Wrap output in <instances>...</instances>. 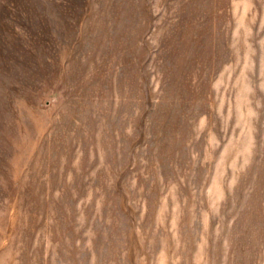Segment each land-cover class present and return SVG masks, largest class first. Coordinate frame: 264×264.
<instances>
[{
  "label": "rangeland",
  "instance_id": "374dc122",
  "mask_svg": "<svg viewBox=\"0 0 264 264\" xmlns=\"http://www.w3.org/2000/svg\"><path fill=\"white\" fill-rule=\"evenodd\" d=\"M0 264H264V0H0Z\"/></svg>",
  "mask_w": 264,
  "mask_h": 264
}]
</instances>
